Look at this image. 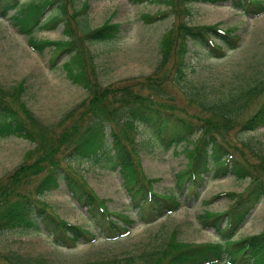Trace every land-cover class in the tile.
<instances>
[{
    "label": "rangeland",
    "instance_id": "374dc122",
    "mask_svg": "<svg viewBox=\"0 0 264 264\" xmlns=\"http://www.w3.org/2000/svg\"><path fill=\"white\" fill-rule=\"evenodd\" d=\"M40 1L21 0V4ZM63 3L66 13L62 19L45 28L35 27L31 35L18 30L11 18L14 11L0 19V87L7 90L21 87L17 99H10L9 103L22 122L28 124V117L20 103L46 126L43 127L45 134L35 131L39 142L43 138L46 143L58 142L63 137L65 125L79 117L78 111L73 110L82 103L84 110L87 109L91 92L82 83L70 79L71 75L78 73L80 66L85 82L93 88L98 87L94 90L135 87L139 84L137 81L156 70L161 57V35L175 29L181 22L190 26H215L220 30H230L231 35L237 38L235 47L225 51L219 59L192 49L185 56V80L179 86L164 84L168 101L180 109L188 120L198 124L205 115L186 102V95L194 94L199 88L207 97H213L242 84L256 82L264 75V12L257 16L245 15L233 9L229 2L192 4L187 10L180 5L171 8L164 3L134 4L129 0H64ZM175 11L179 12L178 16ZM54 12V8L50 9L42 19L51 18ZM63 19L70 29H65ZM108 22L120 25L118 40L108 43L84 40L86 31L100 28ZM68 36L70 47L75 46V50L70 52H76V60H68L61 67L70 52H59L60 48L52 43L66 40ZM30 38L45 43L40 53L29 46ZM213 43L219 44L216 41ZM174 52L171 48L160 75L171 73ZM52 61H56L55 65H51ZM262 100L264 93L243 116L254 112ZM68 112L72 120L60 124ZM128 130L125 133L133 141L134 159L144 181L150 182L152 192L157 195L171 193L174 175L190 161L188 156L192 142L162 149L149 140L143 127H139L137 134ZM239 135L234 129L228 130L225 139L231 147L238 148L233 150L237 164L244 167L249 175L257 176L256 166L264 167V163L257 160L258 153L252 149L264 153V127ZM241 140L247 141L250 148L242 147ZM36 147V142L24 137L0 135V186L20 164H35L37 154L32 152ZM75 167L78 182L100 198L109 213L130 216L134 220L128 234L110 240L99 234L93 243H80L73 249H65L53 245L40 225L41 232L34 229L9 231L0 234V264H10L14 255L32 259L43 257L49 264H127L128 257L154 250L162 241L182 246L206 245L218 241V238L210 226L201 224L199 216L206 212H225L250 182L249 176L242 179L230 174L211 176L195 202H189L168 215L153 214L154 217L143 222L131 209L129 196L117 171H110L104 164L92 160L78 162ZM43 175V170L30 175L29 182L24 185V194L30 191L34 196L33 188ZM43 200L61 220L92 233H100V228L93 223L86 209L77 204L65 183L60 182L58 188L46 194ZM263 223L264 198L250 210L232 239L237 242L260 233Z\"/></svg>",
    "mask_w": 264,
    "mask_h": 264
},
{
    "label": "trees",
    "instance_id": "16d2710c",
    "mask_svg": "<svg viewBox=\"0 0 264 264\" xmlns=\"http://www.w3.org/2000/svg\"><path fill=\"white\" fill-rule=\"evenodd\" d=\"M63 1L41 0L22 5L21 0H0V19L14 11L11 18L18 30L31 35L35 27L45 28L62 19L66 13ZM129 1L134 4L164 3L171 8L180 5L184 10L192 4L217 5L229 2L233 9L245 15L257 16L264 12V0ZM52 8L54 15L49 19H42ZM175 13L178 16L179 12ZM63 22L65 29H70L64 19ZM120 32V25L108 22L100 28L86 31L84 40L89 43H108L118 40ZM231 32L215 26H190L184 22L177 24L175 29L167 30L159 39L161 57L156 70L131 88L122 86L94 90L98 87L93 88L85 82L80 66L78 73L71 75L70 79L82 83L91 92L88 107L84 110L82 103L73 110L78 111L79 117L65 125L63 137L58 142L46 143L45 138L38 141L35 131L45 134L43 127L46 126L34 118L21 103L20 106L28 117V124L17 117L9 101L17 99L21 87L10 90L0 87V135L13 134L37 144L32 152L37 154L35 164H20L1 183L0 234L24 229L41 232L40 225L53 245L65 249H73L80 243H93L99 238V234L108 240L128 234L134 220L130 216L109 213L104 202L76 179L79 175L75 165L83 160L102 163L108 170L119 173L129 196L130 207L143 222L154 217L153 214L168 215L189 202H195L201 188L211 176L230 174L239 179L249 176L250 182L245 191L233 200L225 212H206L199 216L201 224L210 226L218 241L201 246H182L176 242L162 241L154 250L128 257L127 264H217L222 261L226 264H264V223L260 233L237 242L232 239L250 210L264 198V167L258 164V171L255 173L257 176L249 175L234 159L233 150L238 148L231 147L225 139L228 130L234 129L239 136H243L264 127V100L249 116H243L250 105L264 93V75L256 82L242 84L213 97H207L199 88L194 94L186 95V102L205 115L202 120L199 119L198 124L181 114L180 109L174 107L164 93V84L179 86L185 80V56L189 51L196 49L206 56L222 58L225 51L236 45L237 38ZM69 40L70 37L52 44L60 48L59 52H70L75 50V46L71 48ZM213 41L219 44L215 45ZM29 46L40 53L45 43L30 38ZM171 48L175 50L172 71L167 76L160 75ZM67 54V60L61 67L68 60H76L75 51ZM55 62L52 61L51 65H55ZM62 118L60 124L72 120L69 112ZM139 127L146 130L149 140L158 148H175L188 141L193 144L188 156L190 161L174 175L173 188L169 194L157 195L152 192L150 182H145L139 172L133 155V141L125 133L131 129L137 134ZM241 141L242 147L250 148L247 141V144ZM252 151L258 153L257 160L264 163V153L257 152L256 148ZM40 170L44 171V175L33 188L34 196H31L30 191L24 194V185L30 180L28 177ZM60 182L66 184L77 204L86 209L93 223L100 228V233H92L67 223L50 211L43 197L56 190ZM9 262L49 264L43 257L32 259L19 255L12 256Z\"/></svg>",
    "mask_w": 264,
    "mask_h": 264
}]
</instances>
